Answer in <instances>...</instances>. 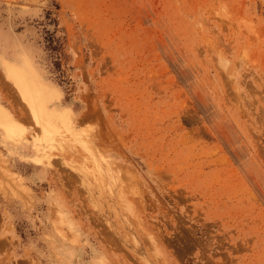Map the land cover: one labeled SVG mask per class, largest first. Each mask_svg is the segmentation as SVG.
Masks as SVG:
<instances>
[{"label": "rangeland", "instance_id": "374dc122", "mask_svg": "<svg viewBox=\"0 0 264 264\" xmlns=\"http://www.w3.org/2000/svg\"><path fill=\"white\" fill-rule=\"evenodd\" d=\"M0 107V264H264V0H0Z\"/></svg>", "mask_w": 264, "mask_h": 264}, {"label": "bare ground", "instance_id": "6f19581e", "mask_svg": "<svg viewBox=\"0 0 264 264\" xmlns=\"http://www.w3.org/2000/svg\"><path fill=\"white\" fill-rule=\"evenodd\" d=\"M22 64L23 63H19L15 60L2 59V66L7 78L13 82L20 96L28 103L30 113L35 123L42 129V132L47 135L58 128H61L62 124H64V111L62 110L59 112L51 109V106L49 107L47 105L43 94L44 87L41 84L34 83L33 80L28 79L22 69ZM262 110L261 113L264 112V110ZM261 115L263 116L264 114L262 113ZM0 127L3 130V135L8 140L18 139L21 136L20 129L13 124L9 113L1 107ZM94 260L96 264H98L97 260Z\"/></svg>", "mask_w": 264, "mask_h": 264}, {"label": "trees", "instance_id": "16d2710c", "mask_svg": "<svg viewBox=\"0 0 264 264\" xmlns=\"http://www.w3.org/2000/svg\"><path fill=\"white\" fill-rule=\"evenodd\" d=\"M53 39H52V37L51 38H48V46L51 48V49H53V41H52Z\"/></svg>", "mask_w": 264, "mask_h": 264}]
</instances>
